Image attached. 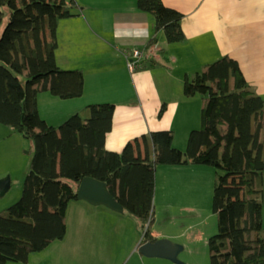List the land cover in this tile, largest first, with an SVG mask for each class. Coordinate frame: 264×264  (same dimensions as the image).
Instances as JSON below:
<instances>
[{"label":"trees","instance_id":"1","mask_svg":"<svg viewBox=\"0 0 264 264\" xmlns=\"http://www.w3.org/2000/svg\"><path fill=\"white\" fill-rule=\"evenodd\" d=\"M69 3L0 0V30L9 13L0 36V122L34 145L22 196L0 212V264L27 263L32 253L65 237L66 204L78 199L83 178L106 182L125 209L151 224L157 166L189 163L219 170L212 208L220 229L209 238L210 264H264V97L239 62L225 56L186 79L185 94H200L203 107L201 126L190 132L185 150L174 146L168 129L143 136L145 155L139 138L122 151L110 150L115 103H92L88 118L76 113L59 126L39 112L42 91L62 98L84 93V72L57 63L59 22L82 9L76 0ZM138 8L153 16L169 42L186 38L180 10L164 0H138ZM156 43L154 36L149 44ZM149 228L145 241H154Z\"/></svg>","mask_w":264,"mask_h":264},{"label":"crops","instance_id":"2","mask_svg":"<svg viewBox=\"0 0 264 264\" xmlns=\"http://www.w3.org/2000/svg\"><path fill=\"white\" fill-rule=\"evenodd\" d=\"M76 1L82 8L80 13L59 22L56 57L61 68L84 72V93L62 98L51 91L40 92L39 112L51 125L59 126L76 113L88 118L92 103L113 102L117 109L107 137L108 149L122 151L130 141H142L152 131L168 129L174 131V146L185 150L190 132L201 126L203 107L200 94H185V81L225 56L239 62L251 88L264 97V0H164L184 15L186 38L177 42H169L163 29L156 30L155 19L138 8V0ZM145 29L147 36L136 35ZM154 36L157 43L153 45L163 56L132 72L125 52L148 45ZM47 37L51 39L49 30ZM163 105L166 108L160 116ZM146 147L142 141L143 155ZM203 170L194 163L158 165L156 193L165 181L166 192L176 196L166 205L171 210L175 205H196L193 194L202 190ZM66 206L65 237L32 253L27 263L94 264L100 252L110 257L103 264L120 260V248L113 254L107 242L132 230L133 214L80 199Z\"/></svg>","mask_w":264,"mask_h":264},{"label":"rangeland","instance_id":"3","mask_svg":"<svg viewBox=\"0 0 264 264\" xmlns=\"http://www.w3.org/2000/svg\"><path fill=\"white\" fill-rule=\"evenodd\" d=\"M68 5L70 6L69 2ZM8 14L5 16L0 36L8 23ZM21 77L25 80V76L21 75ZM85 115L83 114V118L86 117ZM87 115L90 116V110ZM33 146L32 140L24 137L12 126L0 122V175H3L0 176V179L9 177L12 185L11 190L5 196L0 197V206L4 205L5 207L0 208V212L6 211L22 196L24 180L32 159L30 151ZM199 165L204 170L200 185L202 190L193 194V202L196 205H175L171 210L166 205L170 204L172 202L170 199L176 196H172L171 192L170 194L166 192L167 182L159 181L161 189L159 187L156 193L157 187H155L153 222L149 224V221H143L133 214L132 230L122 233V235L127 233L126 236L115 238L111 243L107 242V245L111 246L113 254L120 248V260H116L115 264L118 262L119 264H210L209 238L220 229L218 215L212 208L219 170L210 165ZM71 212L73 213L72 206ZM148 228L153 236L160 237L158 239H167L179 246L176 260L159 256L150 257L143 252L142 246L146 240ZM100 253L98 258L94 259V264H103L110 259L107 253L104 257ZM84 261L88 262V260ZM12 264L26 263L15 262Z\"/></svg>","mask_w":264,"mask_h":264},{"label":"water","instance_id":"4","mask_svg":"<svg viewBox=\"0 0 264 264\" xmlns=\"http://www.w3.org/2000/svg\"><path fill=\"white\" fill-rule=\"evenodd\" d=\"M11 187L9 177L0 179V194H4ZM77 197L93 205H105L112 210L124 212L125 207L110 192L106 182L94 177H85L79 182ZM143 252L148 256H162L176 260L179 246L167 239L145 241L142 246Z\"/></svg>","mask_w":264,"mask_h":264},{"label":"built area","instance_id":"5","mask_svg":"<svg viewBox=\"0 0 264 264\" xmlns=\"http://www.w3.org/2000/svg\"><path fill=\"white\" fill-rule=\"evenodd\" d=\"M162 51L156 49L154 45L138 46L128 49L125 52L128 68L134 72L153 63L159 56H163Z\"/></svg>","mask_w":264,"mask_h":264},{"label":"clouds","instance_id":"6","mask_svg":"<svg viewBox=\"0 0 264 264\" xmlns=\"http://www.w3.org/2000/svg\"><path fill=\"white\" fill-rule=\"evenodd\" d=\"M147 30H143L142 32H137L136 35L140 36V35H144V36H147Z\"/></svg>","mask_w":264,"mask_h":264}]
</instances>
